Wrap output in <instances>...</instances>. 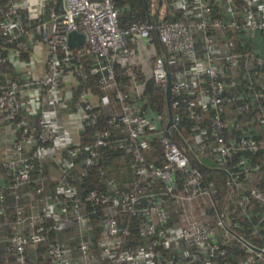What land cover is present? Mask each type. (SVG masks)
Segmentation results:
<instances>
[{
    "label": "built area",
    "instance_id": "built-area-1",
    "mask_svg": "<svg viewBox=\"0 0 264 264\" xmlns=\"http://www.w3.org/2000/svg\"><path fill=\"white\" fill-rule=\"evenodd\" d=\"M146 2L148 18L123 27L116 0H0V112L12 126L24 119L0 151V230L9 228L16 255L0 264H29L27 250L42 241L54 264H264V253L247 245L217 209L199 166L227 171V198L243 213L254 199L264 201L261 186L248 187L238 177L249 167L245 158L236 161L237 171L226 167L239 151L264 150V57L253 43L257 34L264 38V0ZM36 29L45 45L38 65L30 64L39 45ZM73 30L85 35L83 43L70 45ZM153 34L169 55L155 56L152 76L166 90L172 74V96L193 119L188 151L172 134L181 129L182 115L174 113L167 128L163 113L142 105L148 77L137 56ZM122 57L129 90L117 77ZM11 64L22 68L23 78L9 74ZM67 100L75 110L68 122L60 111ZM252 125L263 129L261 139ZM113 145L131 153L129 186L113 182L101 164ZM156 147L160 156L150 155ZM77 158L80 174L94 171L106 190H84L72 181ZM45 163L59 169L49 196ZM234 238L251 251L237 261L227 247Z\"/></svg>",
    "mask_w": 264,
    "mask_h": 264
},
{
    "label": "trees",
    "instance_id": "trees-1",
    "mask_svg": "<svg viewBox=\"0 0 264 264\" xmlns=\"http://www.w3.org/2000/svg\"><path fill=\"white\" fill-rule=\"evenodd\" d=\"M116 5L120 9L119 21L121 26L127 27L129 24L135 20H145L149 16V7L146 0H116ZM38 40V39H37ZM149 45H154L156 50L155 54L153 55L152 59H155L157 54L169 55L166 46L160 42L158 37L153 34V38L150 39ZM263 56V55H262ZM264 57V56H263ZM264 74V73H263ZM117 76L121 87L125 90L131 89V81L129 77L128 67L127 64H123L121 61L117 63ZM264 79L263 76H261ZM79 88L76 89L78 91ZM134 94V93H133ZM142 105L146 107L149 111H158L160 113H165L168 111L167 107V97H166V90L161 89L157 82L155 81L154 77L151 75L147 80L143 83L142 89ZM264 104V97L260 100ZM258 105V103H257ZM256 105V106H257ZM172 106L174 113L179 112L182 116L181 120L179 121L180 130H174L172 132L175 140L178 142L180 146L186 148L185 141L190 140V136H192V125L193 119L190 118L188 112L185 111L183 108L184 106L181 105L180 97L172 96ZM202 123L206 125L208 123L207 112H205ZM248 115V113H247ZM253 115V113H249V116ZM165 121L167 119V115H165ZM245 117V116H244ZM23 118H18L14 120L13 125L19 124L22 122ZM242 129L241 127H239ZM237 129L235 132H240L241 130ZM252 133L256 135L257 138L261 139L260 131L263 129H258V125L251 126ZM87 135L90 136L92 133V128H86ZM87 140H90V137H86ZM264 139V137H263ZM160 150V147H157ZM110 148H106L108 150ZM188 151V150H187ZM118 153V152H117ZM116 153V154H117ZM245 158L247 163L249 164L248 169H244L242 173H238L239 179H241L244 184L248 187L259 185L264 190V150L258 152H237L235 154V160L231 161L227 164V169L234 172L239 169V167L235 166V163L238 159ZM101 164L108 170L109 161L106 157H104V152L100 158ZM37 162V161H36ZM77 167L73 169L72 173V181L76 184L82 186L84 190H89L92 188H99L101 190H106V185L100 183L98 179L94 175V171L90 177L86 178L80 174V168L83 167L82 161L77 158ZM38 163V162H37ZM258 165L259 167L254 169L253 167ZM202 168L204 175H205V184L207 187L211 188L213 191V195L217 201V209L222 213L224 212L229 227L234 230L238 235L244 237L246 240L252 242L253 244L264 247V201L254 199L252 205L250 206L249 210L246 213H243L238 206L236 199L234 198H227L229 194V174L224 168L219 167H211L203 164H199ZM45 167V175L48 177L50 181L49 193L55 191L56 188V181L57 176L59 174V169L55 165H51L48 163L44 164ZM110 175V173L108 172ZM242 191H235V194H239ZM7 202L10 205V212L12 214V209L15 203L14 196L9 193L7 197ZM96 217V215H94ZM6 228V227H4ZM3 228V229H4ZM2 229V230H3ZM9 231V229H7ZM2 246L9 247L8 241L6 239L0 241V259L1 260H12L10 254L2 255L3 250ZM48 242L42 241L38 243L35 248H31L27 250L26 259L29 264H54L48 254L47 251ZM229 250V255L232 259L237 261L241 256H245L250 254L251 251L247 245H245L242 241L238 238H234L230 245H227ZM8 250V249H7ZM7 252V251H6ZM11 258V259H9ZM262 264V263H258Z\"/></svg>",
    "mask_w": 264,
    "mask_h": 264
},
{
    "label": "crops",
    "instance_id": "crops-1",
    "mask_svg": "<svg viewBox=\"0 0 264 264\" xmlns=\"http://www.w3.org/2000/svg\"><path fill=\"white\" fill-rule=\"evenodd\" d=\"M35 36L36 37L34 39V41H35L34 44L38 43V41H39V45H38L39 48L36 49L38 46H35L34 49H32V52L34 53L35 56H34V61L30 62V64L34 63L35 65H38V64H41L40 62H42V60H38V59L42 58L41 53L45 52L44 51L45 45L40 42L41 34L37 29H36ZM37 39H39V40L37 41ZM253 43L255 45H257L260 55L264 56V38L261 37L260 34H257L256 39L254 40ZM143 46H145V45H143ZM31 58H32L31 55L28 54L26 57V61H31ZM144 58H146V56L143 54V52L141 54V51H140L139 56H137V61L140 64L141 69L143 70V74L149 78L151 75H153L152 66L148 65V63L145 62ZM119 61H121L125 65L127 64L123 57ZM151 63L153 64V59H152ZM260 70L262 73H264V65H262L260 67ZM8 72L10 75H12V77H16V78L17 77H21V78L24 77V72L22 71V68L18 65H15V64L10 65ZM263 77H264V74H263ZM130 81H131V79H130ZM131 84H132V82H131ZM87 86H88V88L91 87L90 84H88ZM130 88L132 89L133 85H131ZM76 89H75V93L79 92V90L76 91ZM93 89H95V88L93 87ZM140 89L142 90L143 86ZM60 111H61L62 117H63V119H65V121H67V114L68 113L75 112V110L72 107V104L69 102V100L64 101L62 104H60ZM167 120H168V117H167ZM16 132L17 131H16L15 125L12 126L9 124V121L6 117V113L0 112V151L2 150L1 148H4L11 143L12 138H14ZM103 152H104V157H106L110 163L109 167H108V172L110 173V176L113 179V182L117 183V185H119L120 187L129 186L131 184L133 177H134V168L132 166L131 153L120 148L117 145H113L112 147H110V149L104 150ZM161 152L162 151L158 150V148L156 147L154 149V151H152L150 153V155H159L160 156ZM205 160H206V158H205ZM209 161L211 162V160H209ZM7 229H9V228H4L3 230H0V241L4 240L3 236L5 233L9 234V231ZM6 239H5V241H6ZM7 253L10 254V256L12 258V260H9L10 262L15 260L16 255L9 250V247H8ZM11 258H9V259H11Z\"/></svg>",
    "mask_w": 264,
    "mask_h": 264
},
{
    "label": "water",
    "instance_id": "water-1",
    "mask_svg": "<svg viewBox=\"0 0 264 264\" xmlns=\"http://www.w3.org/2000/svg\"><path fill=\"white\" fill-rule=\"evenodd\" d=\"M84 40H85V35L81 32H78L77 30H73L69 33L70 45L81 44L84 42ZM172 83H173L172 74L169 72L168 80H167V87H166V97H167V107H168V120L166 124L167 128L175 122L174 112H173V107H172ZM240 238L250 247L264 253V249L257 247L256 245L250 243L243 237H240Z\"/></svg>",
    "mask_w": 264,
    "mask_h": 264
},
{
    "label": "rangeland",
    "instance_id": "rangeland-1",
    "mask_svg": "<svg viewBox=\"0 0 264 264\" xmlns=\"http://www.w3.org/2000/svg\"><path fill=\"white\" fill-rule=\"evenodd\" d=\"M139 46H140L141 54L143 52V54L146 56V58H144L145 62L148 63V65L152 66L151 62H152V58H153V55L155 54V50H156L155 46L153 44L150 45V46H146V45L143 46V44H140ZM38 48L39 47H37L36 49H38ZM163 114H164V116L167 115V117H168V111H166ZM185 149L188 150L187 147ZM7 236H8V234L5 233L4 236H3V239L5 240L7 238ZM7 249H8L7 246H5V247L2 246V250H3V254L2 255H7V252H6Z\"/></svg>",
    "mask_w": 264,
    "mask_h": 264
}]
</instances>
